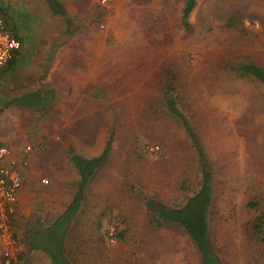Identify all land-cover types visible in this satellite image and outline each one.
I'll return each instance as SVG.
<instances>
[{
  "label": "rangeland",
  "instance_id": "374dc122",
  "mask_svg": "<svg viewBox=\"0 0 264 264\" xmlns=\"http://www.w3.org/2000/svg\"><path fill=\"white\" fill-rule=\"evenodd\" d=\"M185 2L68 0L81 20L67 35L92 39L95 64L93 105L86 113L78 109L69 131L78 141L93 134L95 149L111 137L112 147L67 243H80L76 234L89 229L108 244L114 222L115 246H123L125 263L148 252L176 251L187 258L194 253L181 227L157 228L145 206L150 197L179 206L200 181L196 151L164 107L171 85L212 170L208 218L217 254L226 264H264L255 228L264 213V87L236 69L251 63L264 70V0H196L188 27ZM11 12L33 45L36 18L14 7ZM147 143L161 145L162 153L147 154Z\"/></svg>",
  "mask_w": 264,
  "mask_h": 264
},
{
  "label": "crops",
  "instance_id": "0c3cea01",
  "mask_svg": "<svg viewBox=\"0 0 264 264\" xmlns=\"http://www.w3.org/2000/svg\"><path fill=\"white\" fill-rule=\"evenodd\" d=\"M51 1L61 4L65 12L61 14ZM12 7L36 18L33 27L39 32L33 36L34 46L27 43L13 23ZM70 10L68 0H0L6 29L21 41L14 58L0 68V143L12 151L4 163L14 161L10 167L22 176L13 214L19 243V254L13 264H55L47 252L32 246V242L35 237L45 235L46 228L72 202L79 174L70 151L91 158L104 149L94 148L91 133L85 134L82 144L68 127L78 109L86 113L87 107L93 105L91 76L95 65L92 39L67 35L70 32L67 28L81 20L80 13ZM33 94L36 97L30 104H21L24 97ZM26 146L31 148L27 152ZM77 218L78 213L63 243L68 264H203L194 244V253L189 258L184 254L177 257L176 251L166 250L161 255L142 253L141 260L135 255L129 263H125L126 255L119 253L123 246H115L117 242L101 243L89 229L76 234L81 236L80 243L68 244ZM3 247L0 241V264H4Z\"/></svg>",
  "mask_w": 264,
  "mask_h": 264
},
{
  "label": "trees",
  "instance_id": "16d2710c",
  "mask_svg": "<svg viewBox=\"0 0 264 264\" xmlns=\"http://www.w3.org/2000/svg\"><path fill=\"white\" fill-rule=\"evenodd\" d=\"M195 3L196 0H186L182 9L183 25L185 27L189 26L187 17L193 10ZM52 4L61 14L65 12L62 5L58 2L51 1V5ZM236 69L242 74L250 76L260 82L264 87V70L258 65L241 63L236 66ZM172 91V86L168 85L164 96V107L167 113L181 124L187 138L190 140V143L196 151L200 181L198 188L179 206L169 207L152 197L145 200V206L149 213L153 216L152 221L157 228H162L166 225L181 227L201 255L203 264H224L223 260L214 248L209 230L208 215L212 204L213 193L212 170L210 169L200 137L194 131L189 118L177 105ZM35 97V94L30 96L28 95L21 100V104H30L31 99ZM111 144L112 138L110 137L107 140L101 154L91 158H87L81 154L70 151L71 159L79 174V183L72 202L55 219V221L46 228L45 235L35 237V240L32 242V246L41 248L47 252L55 264H68L63 250L65 236L77 213L79 215L82 211L83 203L87 199L89 183L96 174L97 170L103 166L108 159L112 147ZM145 145H143L144 151ZM255 228L261 232V241L264 244V213L257 218Z\"/></svg>",
  "mask_w": 264,
  "mask_h": 264
},
{
  "label": "built area",
  "instance_id": "2783aa9c",
  "mask_svg": "<svg viewBox=\"0 0 264 264\" xmlns=\"http://www.w3.org/2000/svg\"><path fill=\"white\" fill-rule=\"evenodd\" d=\"M20 47V39L6 29L3 14L0 12V68L6 66L14 58ZM30 149V146H26L24 151L27 152ZM144 149L147 154L156 155L163 151L161 145L156 143L146 144ZM11 154L9 146L0 143V241L4 245L2 250L4 264H13L19 254L13 214L18 190L22 184V176L17 170L10 167L14 165V161L7 165L4 163ZM22 163L26 164V161L23 160ZM116 233L117 223L113 222L107 229L109 243L116 242Z\"/></svg>",
  "mask_w": 264,
  "mask_h": 264
}]
</instances>
